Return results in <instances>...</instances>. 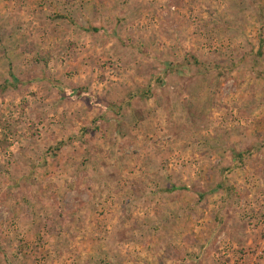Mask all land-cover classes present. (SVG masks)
<instances>
[{
    "label": "rangeland",
    "instance_id": "374dc122",
    "mask_svg": "<svg viewBox=\"0 0 264 264\" xmlns=\"http://www.w3.org/2000/svg\"><path fill=\"white\" fill-rule=\"evenodd\" d=\"M138 263L264 264V0H0V264Z\"/></svg>",
    "mask_w": 264,
    "mask_h": 264
},
{
    "label": "trees",
    "instance_id": "16d2710c",
    "mask_svg": "<svg viewBox=\"0 0 264 264\" xmlns=\"http://www.w3.org/2000/svg\"><path fill=\"white\" fill-rule=\"evenodd\" d=\"M262 45H263V40L260 39L259 40V47L261 48ZM61 93H62L61 97L63 99H75L77 97V92L70 90V89H61ZM240 155H242V154H240Z\"/></svg>",
    "mask_w": 264,
    "mask_h": 264
},
{
    "label": "crops",
    "instance_id": "0c3cea01",
    "mask_svg": "<svg viewBox=\"0 0 264 264\" xmlns=\"http://www.w3.org/2000/svg\"><path fill=\"white\" fill-rule=\"evenodd\" d=\"M155 191V190H154ZM152 218H153V216L151 215L150 217L149 216H146V218H145V220H143L145 223L144 224H146V223H150V221L152 220ZM126 221H128V219H125ZM138 221V220H137ZM157 219H156V222H155V220H154V223L156 224L157 223ZM137 223V222H136ZM127 231L128 230H126L125 232H126V234H127ZM130 232H131V230H130ZM125 235V234H124ZM153 236V235H152ZM156 237V236H155ZM157 239V237L155 238V240ZM154 239H152L151 241H153ZM139 264V263H138ZM142 264H145V263H142Z\"/></svg>",
    "mask_w": 264,
    "mask_h": 264
}]
</instances>
